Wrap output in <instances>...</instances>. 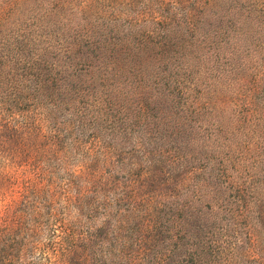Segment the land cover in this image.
Wrapping results in <instances>:
<instances>
[{
  "label": "trees",
  "instance_id": "trees-1",
  "mask_svg": "<svg viewBox=\"0 0 264 264\" xmlns=\"http://www.w3.org/2000/svg\"><path fill=\"white\" fill-rule=\"evenodd\" d=\"M92 1L0 18V264H264V0Z\"/></svg>",
  "mask_w": 264,
  "mask_h": 264
},
{
  "label": "rangeland",
  "instance_id": "rangeland-1",
  "mask_svg": "<svg viewBox=\"0 0 264 264\" xmlns=\"http://www.w3.org/2000/svg\"><path fill=\"white\" fill-rule=\"evenodd\" d=\"M41 0H38V2ZM34 2V0H0V18L13 19L14 17H26L35 15H46L43 12V7H39L37 11L30 12L28 7ZM93 7L96 10L99 8H105L107 13L111 17H132L146 8L147 4L155 2L152 0H93ZM184 2V1H183ZM240 160V159H239ZM38 160H0V167L3 169L9 165L10 169L17 168V165H25V163H34ZM43 240V239H42ZM46 241V240H44ZM44 241H42L44 243ZM51 256V255H50ZM46 257V254L38 249L35 253H31L27 248L25 253L18 254L16 258H13L9 264H60L61 261L54 259L53 257Z\"/></svg>",
  "mask_w": 264,
  "mask_h": 264
}]
</instances>
